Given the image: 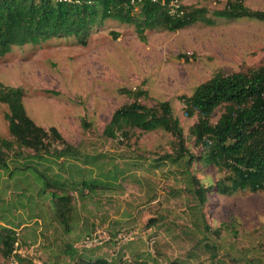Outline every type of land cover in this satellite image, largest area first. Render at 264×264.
Listing matches in <instances>:
<instances>
[{
	"label": "rangeland",
	"instance_id": "1",
	"mask_svg": "<svg viewBox=\"0 0 264 264\" xmlns=\"http://www.w3.org/2000/svg\"><path fill=\"white\" fill-rule=\"evenodd\" d=\"M179 2L188 11L204 10L207 22L175 32L146 28L139 35L133 24L106 20L85 46L53 38L0 58V82L21 90L26 113L42 130L34 150L19 147L0 103V139L14 144L4 150L7 167L0 166V264L8 262L2 244L7 231L12 250L41 264L99 258L112 259L110 264H264V194L227 196L210 189L223 173L196 160L201 149L190 128L197 116L187 117L180 100L214 73L263 66L264 22L216 18L227 0ZM244 5L264 11V0ZM132 15L140 19L138 9ZM135 101L155 110L169 103L195 158L189 165L162 130L104 135L112 114ZM67 146L77 150L75 157H51ZM192 178L206 188L203 204ZM63 195L70 199L68 211L58 201ZM91 233L112 240L89 250L77 247Z\"/></svg>",
	"mask_w": 264,
	"mask_h": 264
},
{
	"label": "trees",
	"instance_id": "2",
	"mask_svg": "<svg viewBox=\"0 0 264 264\" xmlns=\"http://www.w3.org/2000/svg\"><path fill=\"white\" fill-rule=\"evenodd\" d=\"M171 1L0 0V58L10 54L13 48L39 46L53 38H71L78 45L85 46L90 32L102 26L106 20L133 24L139 35L146 28L163 27L175 32L191 23L207 22L203 18L204 10L188 11L184 6H180L183 11L181 16H171L168 12ZM245 1L227 0L226 6L213 15L224 20L245 18L264 22V11L247 8ZM135 9L139 10L140 19L132 15ZM144 95L145 92L136 94L137 97ZM22 100L20 89L4 86L0 82V103L7 108L4 119L8 132L19 147L34 150L42 130L28 116ZM180 100L187 117L197 116L196 123L190 128L194 146L201 149L196 160L203 166H213L223 173V177L210 189L227 196L245 190L264 194V65L246 73H214L199 84L190 96H183ZM218 109L222 112L212 123L213 114ZM128 129L167 132L175 140L178 157L187 156L188 165L195 159L185 146L182 128L167 102L159 103L156 110L146 109L136 101L125 105L112 114L103 133L115 138L117 132L126 136ZM13 145V142L0 139L2 168L7 167L4 150H10ZM50 155L58 159L72 158L77 155V150L67 146L54 150ZM192 183L194 194L203 204L206 188L195 178H192ZM47 186L51 185L48 183ZM83 186L87 187L84 183ZM56 196L53 192V197ZM58 201L62 203L63 211L69 210L70 199L67 196L58 197ZM63 211H60V215L63 223H66ZM2 244L8 258L12 255L14 244V237L8 231ZM13 256L17 262H23L19 255ZM110 263L106 258L80 259L78 262Z\"/></svg>",
	"mask_w": 264,
	"mask_h": 264
},
{
	"label": "built area",
	"instance_id": "3",
	"mask_svg": "<svg viewBox=\"0 0 264 264\" xmlns=\"http://www.w3.org/2000/svg\"><path fill=\"white\" fill-rule=\"evenodd\" d=\"M57 1V0H54ZM133 3V0H131ZM151 2H156L157 0H150ZM164 2V0H162ZM180 2L178 0H173L170 2V8L168 10L169 14L171 16H181L183 14V11L180 10ZM103 236L98 234L91 233L88 236H85V238L77 245V247L82 248L83 250H89L92 248H99L103 246V244L110 242L112 239L107 235L106 233H102ZM116 240H120L122 242L129 241V239L126 238L124 235H117ZM16 245V244H15ZM17 246V245H16ZM14 254L19 255L23 259H30L32 261V264H41L37 260L33 259L31 254H28L27 257L25 253L22 251H16V248L13 250L12 255L8 257L7 264H18L17 260L14 258ZM110 261V260H109Z\"/></svg>",
	"mask_w": 264,
	"mask_h": 264
},
{
	"label": "crops",
	"instance_id": "4",
	"mask_svg": "<svg viewBox=\"0 0 264 264\" xmlns=\"http://www.w3.org/2000/svg\"><path fill=\"white\" fill-rule=\"evenodd\" d=\"M110 261H112V259H110Z\"/></svg>",
	"mask_w": 264,
	"mask_h": 264
}]
</instances>
